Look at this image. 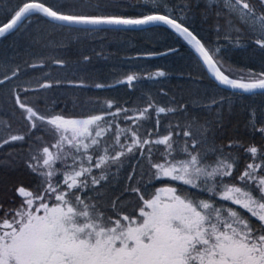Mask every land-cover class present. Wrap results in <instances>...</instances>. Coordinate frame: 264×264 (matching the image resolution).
<instances>
[{"label": "snow or ice", "instance_id": "snow-or-ice-1", "mask_svg": "<svg viewBox=\"0 0 264 264\" xmlns=\"http://www.w3.org/2000/svg\"><path fill=\"white\" fill-rule=\"evenodd\" d=\"M4 41L0 264H264V0H0Z\"/></svg>", "mask_w": 264, "mask_h": 264}, {"label": "trees", "instance_id": "trees-1", "mask_svg": "<svg viewBox=\"0 0 264 264\" xmlns=\"http://www.w3.org/2000/svg\"><path fill=\"white\" fill-rule=\"evenodd\" d=\"M9 43V41H4V42H0V50H2L3 48H5L6 46H7V44ZM135 44H136V42L133 40V41H131V43H130V47L131 46H135ZM160 64H163L164 62L163 61H160L159 62ZM153 67H154V65H153Z\"/></svg>", "mask_w": 264, "mask_h": 264}]
</instances>
